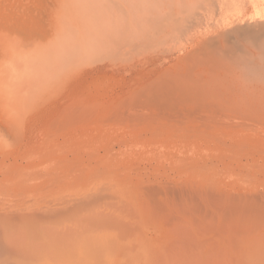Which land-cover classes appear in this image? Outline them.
I'll list each match as a JSON object with an SVG mask.
<instances>
[{
	"label": "rangeland",
	"instance_id": "obj_1",
	"mask_svg": "<svg viewBox=\"0 0 264 264\" xmlns=\"http://www.w3.org/2000/svg\"><path fill=\"white\" fill-rule=\"evenodd\" d=\"M9 149L0 264H57L83 212L170 234L161 264H263L264 0H0Z\"/></svg>",
	"mask_w": 264,
	"mask_h": 264
},
{
	"label": "bare ground",
	"instance_id": "obj_2",
	"mask_svg": "<svg viewBox=\"0 0 264 264\" xmlns=\"http://www.w3.org/2000/svg\"><path fill=\"white\" fill-rule=\"evenodd\" d=\"M98 75H97L98 78L99 77L101 78L102 76H103L102 78H105L104 74H101L102 76L101 75L98 76ZM116 76L115 78H117ZM94 77L90 79H95L91 81L92 82L95 81L93 82V84L97 86L95 83H97L96 80L98 81V79L96 78V76ZM117 79L116 81H118ZM91 81L89 83L92 85ZM82 84H84V82ZM100 85L103 86L102 83ZM76 87H78V83ZM89 87L91 88L92 86ZM97 87L95 90L97 89L99 90L100 87L99 88ZM85 88L87 87L85 86ZM98 90L96 91V93L98 92ZM99 92L102 93L100 90ZM0 154H2L3 156H10L11 152L10 149L9 151L3 150L0 152ZM53 204L55 206L57 205V203L55 204L54 202ZM38 206H39V210L37 211L40 212L37 214L38 216L43 215L46 212L48 213L58 212L56 211L55 208L49 211L47 209L42 211L43 209H40V205ZM71 214H72L71 216L68 214L70 216V218L68 219L69 221L65 223L62 233L60 235L58 254H56L58 255L57 264H161L162 260L160 259L164 257V255H166L168 252V249L165 246V244H163V242L170 240L171 235L167 233L163 234V232H159V230L157 231L158 234L160 235L158 236L150 235L149 241L152 244L150 249H146L143 246H139L138 244H136V241L132 239L134 233L131 229V227L135 226L136 222L138 221V218L136 217H131L129 215H114L113 213H104V212H91V213L83 212L79 214H75V213H71ZM27 215H29V213ZM31 215L36 216V214L34 215V213ZM31 217L29 216V218ZM115 222L125 223L124 224L125 229L114 230V229L98 226L99 223L108 224ZM237 252L239 251L237 250ZM239 255L240 256L242 255L241 252ZM251 260H253V258L251 259L245 255L242 257L241 260H238L239 262L237 261L236 262L237 264L255 263L254 261L255 259L253 260L254 262H251ZM255 264H257V262Z\"/></svg>",
	"mask_w": 264,
	"mask_h": 264
}]
</instances>
